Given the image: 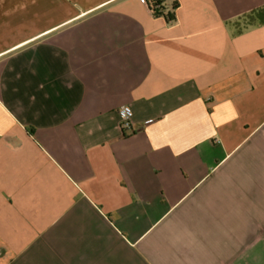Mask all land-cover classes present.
<instances>
[{
    "label": "crops",
    "instance_id": "obj_1",
    "mask_svg": "<svg viewBox=\"0 0 264 264\" xmlns=\"http://www.w3.org/2000/svg\"><path fill=\"white\" fill-rule=\"evenodd\" d=\"M161 1L0 0V264H264V0Z\"/></svg>",
    "mask_w": 264,
    "mask_h": 264
},
{
    "label": "built area",
    "instance_id": "obj_2",
    "mask_svg": "<svg viewBox=\"0 0 264 264\" xmlns=\"http://www.w3.org/2000/svg\"><path fill=\"white\" fill-rule=\"evenodd\" d=\"M148 3L147 0H143ZM118 113L121 118V127L123 129H131L133 123V110L129 105H122L118 108Z\"/></svg>",
    "mask_w": 264,
    "mask_h": 264
},
{
    "label": "trees",
    "instance_id": "obj_3",
    "mask_svg": "<svg viewBox=\"0 0 264 264\" xmlns=\"http://www.w3.org/2000/svg\"><path fill=\"white\" fill-rule=\"evenodd\" d=\"M148 4L151 6V9L153 10V12L155 13H161V0H147ZM166 17L168 19H170L169 15H166Z\"/></svg>",
    "mask_w": 264,
    "mask_h": 264
}]
</instances>
